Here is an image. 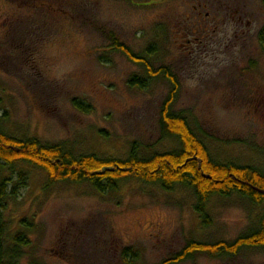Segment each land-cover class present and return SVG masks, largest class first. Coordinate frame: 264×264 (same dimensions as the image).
<instances>
[{
  "label": "rangeland",
  "instance_id": "374dc122",
  "mask_svg": "<svg viewBox=\"0 0 264 264\" xmlns=\"http://www.w3.org/2000/svg\"><path fill=\"white\" fill-rule=\"evenodd\" d=\"M264 0H0V115L4 129L76 154L124 158L177 148L161 138L160 109L169 92L161 78L137 88L144 69L112 49L111 37L136 54L157 42L154 67L177 77L173 111L191 115L213 137L214 160L264 165ZM90 105L88 114L72 100ZM107 136L106 138L104 136ZM26 184L9 200L11 233L33 228L20 264H160L189 241L233 242L257 225L243 200L212 199L211 224L193 210L183 186L172 191L128 177L113 194L86 183H48L47 174L16 162ZM135 256L123 258L125 249ZM170 264H264V249L235 256L193 255Z\"/></svg>",
  "mask_w": 264,
  "mask_h": 264
},
{
  "label": "trees",
  "instance_id": "16d2710c",
  "mask_svg": "<svg viewBox=\"0 0 264 264\" xmlns=\"http://www.w3.org/2000/svg\"><path fill=\"white\" fill-rule=\"evenodd\" d=\"M111 40L114 51L144 69L145 79L133 76L129 81L131 85L143 89L147 80L158 78L168 83L169 92L160 109L159 129L161 138L173 140L177 148L168 152L151 151L145 157L135 144L129 146L124 158L76 154L65 143L45 144L36 138L10 134L3 127L7 119L0 115V264H20L25 255L24 248L29 244L27 235L33 228L30 222L22 219L20 228L11 233L10 220L4 218L8 201L16 199L18 190L25 186L27 180L23 171H17L15 179L2 175L3 170L13 169L16 162L28 163L43 170L48 183H86L99 195L117 192L120 181L128 177L147 184H158L166 191L183 186L193 197V210L203 221V226L211 224L205 207L214 198L221 201L238 198L258 212L256 227L233 242L192 240L179 253L160 264L180 261L194 253L223 257L235 256L243 248L264 249V165L230 159L214 160L207 149L213 137L202 132L189 113L174 112L172 109L179 84L169 67L152 65L151 59L160 55L157 42L147 47L144 56L132 52L114 36ZM258 42L264 51V27L258 33ZM72 105L81 113L91 111L90 105L75 99ZM248 147L264 155V149L259 151L260 148H255L253 144ZM128 255L133 257L135 253L127 248L123 258Z\"/></svg>",
  "mask_w": 264,
  "mask_h": 264
}]
</instances>
